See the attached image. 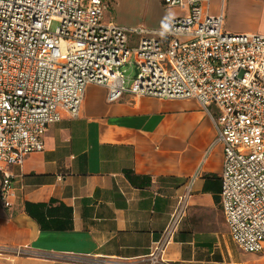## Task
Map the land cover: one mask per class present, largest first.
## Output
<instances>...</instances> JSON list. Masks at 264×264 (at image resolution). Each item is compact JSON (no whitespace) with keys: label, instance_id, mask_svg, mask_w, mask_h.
I'll list each match as a JSON object with an SVG mask.
<instances>
[{"label":"crops","instance_id":"1","mask_svg":"<svg viewBox=\"0 0 264 264\" xmlns=\"http://www.w3.org/2000/svg\"><path fill=\"white\" fill-rule=\"evenodd\" d=\"M103 2V20L127 28L164 31L181 14L161 0ZM208 12H222L228 32L264 35V0H209ZM214 138L194 99L124 94L108 103L103 87L88 85L78 115L64 114L42 151L10 167L0 264H264V250H241L223 225ZM192 177L185 215L154 253Z\"/></svg>","mask_w":264,"mask_h":264},{"label":"built area","instance_id":"2","mask_svg":"<svg viewBox=\"0 0 264 264\" xmlns=\"http://www.w3.org/2000/svg\"><path fill=\"white\" fill-rule=\"evenodd\" d=\"M161 2L181 11L164 31L104 21L103 0H0V202L8 207L13 196L10 167L42 151L45 132L64 114L78 115L88 85L103 87L108 103L124 94L194 99L214 127L212 145L222 147L219 197L229 234L241 250L261 252L264 35L226 31L209 0ZM192 183L154 253L185 215Z\"/></svg>","mask_w":264,"mask_h":264},{"label":"rangeland","instance_id":"3","mask_svg":"<svg viewBox=\"0 0 264 264\" xmlns=\"http://www.w3.org/2000/svg\"><path fill=\"white\" fill-rule=\"evenodd\" d=\"M55 27H56V23L53 22V23L51 24L50 29L53 30ZM131 56H132V55H131ZM130 58H132V57H130ZM121 69H125L124 75L128 76V75H130V73H131L132 67H131V65H129V64H125L124 66L121 67ZM223 225H224L225 227H228L225 223H224Z\"/></svg>","mask_w":264,"mask_h":264}]
</instances>
